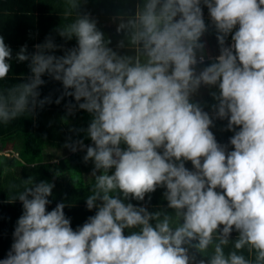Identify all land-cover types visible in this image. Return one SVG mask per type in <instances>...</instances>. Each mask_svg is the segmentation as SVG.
I'll return each instance as SVG.
<instances>
[{"label":"clouds","instance_id":"clouds-1","mask_svg":"<svg viewBox=\"0 0 264 264\" xmlns=\"http://www.w3.org/2000/svg\"><path fill=\"white\" fill-rule=\"evenodd\" d=\"M85 2L62 0L54 31L72 47L48 35L13 53L0 35V125L53 102L39 98L43 76L60 82L54 102L74 101L66 116L90 114L77 131L91 144L64 146L92 162L84 200L96 211L74 230L66 201L47 210L54 183L19 176L9 202L23 211L0 264H264V0H137L115 16V47ZM209 26L219 54L204 65ZM13 60L27 62L21 82L9 83ZM201 86L215 89L210 111L193 99ZM216 119L232 132L226 144ZM10 161L37 167L0 153V179ZM157 189L166 203L150 211Z\"/></svg>","mask_w":264,"mask_h":264},{"label":"trees","instance_id":"trees-1","mask_svg":"<svg viewBox=\"0 0 264 264\" xmlns=\"http://www.w3.org/2000/svg\"><path fill=\"white\" fill-rule=\"evenodd\" d=\"M111 1L110 3H113ZM137 0H116L115 7L111 6L109 0H101L99 9L90 11L97 15L105 14V18H101L99 24L103 25L106 33H115L117 36L116 42L121 39L122 34H117L115 31L117 21H110V16H115L121 12H131L134 10ZM55 7L53 0H0V35L4 36L5 43L8 44L13 53L19 50L21 46L27 45L29 52L34 51V45L44 41L47 35L54 37L56 23L62 18L63 7ZM105 7V8H104ZM112 7V9H108ZM204 16L207 13V8L203 7ZM63 20V19H62ZM102 27V28H103ZM55 42L57 44H64L65 41L59 36H55ZM230 35L225 40V45L228 44ZM204 45H208L209 51L205 46L206 58L204 65L210 62L209 58H214L219 53V45L216 40V32L214 28L209 27L208 30L201 37ZM115 42V44H116ZM75 44V43H74ZM71 44V46H74ZM68 48V47H65ZM56 54H62L59 50ZM208 54L209 57H208ZM204 65H200L203 67ZM21 74L25 76L28 74L27 62H16L13 60L9 73V83L21 82ZM42 79L45 83L40 86V97L51 96L53 102L45 104L43 108H36L31 116H25L18 118L5 127H0V141L7 137H13V143L15 150L18 151L20 157L29 163L38 161L43 156V147L54 148L64 147L65 142H71L72 140H82L85 145L91 144L90 140L84 132L77 131L78 129H84L87 127L90 121V114L84 110H74L72 114L66 116L65 105L69 102H73L72 97H64L60 104H56L55 99L60 96L62 92V86L60 82L52 80L47 75ZM209 98L204 103L205 111H210V106L214 103L210 92L214 91V88H209ZM66 116V122H62L61 118ZM227 120L216 119L214 126L211 127V131L214 133L216 140L221 144H226L228 138L232 135V132L225 128ZM226 131V133L224 132ZM225 133V134H224ZM231 146H229V150ZM85 153L83 150L77 148L76 151H71L70 155L74 157H64L63 155H56L55 151L49 153V155L57 156L56 163L45 162L37 164L33 170L51 173L59 172H75L76 163L79 156ZM14 164L15 161H12ZM133 204L139 205L138 201H131ZM236 233L233 234L235 236Z\"/></svg>","mask_w":264,"mask_h":264},{"label":"crops","instance_id":"crops-1","mask_svg":"<svg viewBox=\"0 0 264 264\" xmlns=\"http://www.w3.org/2000/svg\"><path fill=\"white\" fill-rule=\"evenodd\" d=\"M101 0H86V2L82 5V9L84 11H88L93 17L97 19L98 27L105 33V36L111 39L110 47H115V42L117 40V36L115 33H106L104 30L103 25L99 24L101 22V18H105V14L97 15L95 13H91L90 11H95L99 9V3ZM111 1H114L113 3H110ZM116 0H109V3L111 6L114 5L115 7ZM55 7H61L62 0H53ZM105 8V7H104ZM112 9V7H108V9ZM60 18L56 23L51 25H59L60 22H64V16L62 14ZM63 19V20H62ZM206 24H210L208 12L204 16ZM110 21L115 22V15L112 14L110 16ZM103 27V28H102ZM211 27V26H209ZM51 35V34H50ZM48 36V35H47ZM56 36V33L54 37ZM75 40L66 41L64 43V47H72L71 44H74ZM207 48V53L209 51L208 45H205ZM123 51V50H121ZM219 54V53H218ZM216 54V55H218ZM210 55V54H208ZM209 98V90L207 89V86H201L198 92L194 95L193 99L196 101H199L200 103H204V100L207 101ZM6 125H0V127H5ZM226 133V131H224ZM224 133V134H225ZM90 143L91 141L88 140ZM218 142V141H217ZM84 144L87 142H83ZM219 143V142H218ZM65 149V151H63ZM61 150L63 151L61 154L64 157H70L71 150L67 147H54V148H48L43 147V156L38 160L34 161L33 163L41 164L45 162H51L56 163L54 161H57V156L49 155L52 151H55V154ZM18 152L15 150L14 143H13V137H7L0 141V153H13ZM85 153L82 154V156H79L77 161H73L76 163V171L75 172H59L56 175L55 173H47L42 171H35L33 168H24L22 165L19 164L18 161H15L14 164L12 161L10 163L13 164L15 167V171H9V173L4 176L2 179H0V259L5 258L8 250L10 249V246L13 242L12 233L14 231V227L16 224L17 219L22 214V204L19 200L9 202L11 199V196L13 193L18 189H10L9 185L12 183L19 184V176L20 178L27 179L29 175H34L35 180L38 182L40 180H45L54 183V187L52 189V195L49 197L51 200V204L47 206V210H51L55 207V205L61 201H66V206L64 208L65 215L71 219V226L75 230L77 226L82 225L86 219L95 214V208L92 210H88L85 205L84 198L89 195V183L85 177L89 175L91 172V169L93 167L91 160H89L87 163L83 161V156ZM71 159L73 160L74 157L71 156ZM186 167L191 168V163L186 162ZM74 183L77 186H74ZM162 192L163 189H157L155 192L151 193V200L148 202L147 207L149 210H153L157 205H163L166 202L162 199ZM148 199V194L145 196V200ZM143 201H140V204H143ZM235 232H233L231 235L233 236ZM199 258V257H198Z\"/></svg>","mask_w":264,"mask_h":264},{"label":"rangeland","instance_id":"rangeland-1","mask_svg":"<svg viewBox=\"0 0 264 264\" xmlns=\"http://www.w3.org/2000/svg\"><path fill=\"white\" fill-rule=\"evenodd\" d=\"M208 57H209V55H208ZM63 151H65V149H63ZM63 151L59 150V151L57 152V154H58V155L63 154V153H64ZM62 152H63V153H62Z\"/></svg>","mask_w":264,"mask_h":264},{"label":"built area","instance_id":"built-area-1","mask_svg":"<svg viewBox=\"0 0 264 264\" xmlns=\"http://www.w3.org/2000/svg\"><path fill=\"white\" fill-rule=\"evenodd\" d=\"M230 42V41H229Z\"/></svg>","mask_w":264,"mask_h":264}]
</instances>
